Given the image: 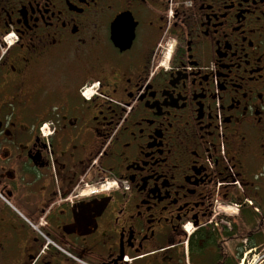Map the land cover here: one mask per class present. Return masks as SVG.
Masks as SVG:
<instances>
[{
    "label": "flooded vegetation",
    "instance_id": "af4514ba",
    "mask_svg": "<svg viewBox=\"0 0 264 264\" xmlns=\"http://www.w3.org/2000/svg\"><path fill=\"white\" fill-rule=\"evenodd\" d=\"M216 251L264 264V0H0V264Z\"/></svg>",
    "mask_w": 264,
    "mask_h": 264
},
{
    "label": "trees",
    "instance_id": "16d2710c",
    "mask_svg": "<svg viewBox=\"0 0 264 264\" xmlns=\"http://www.w3.org/2000/svg\"><path fill=\"white\" fill-rule=\"evenodd\" d=\"M206 234V233H205ZM205 238L204 232L201 233L197 238H195L197 241H195V243L191 244V257L192 259L196 256H203L204 255V250H203V246L201 242H204L203 239ZM209 241L211 243H216L220 240L221 235L220 233H211V235L208 237ZM200 242V243H199ZM203 254V255H202ZM196 255V256H195ZM219 255H218V251H216L215 254H213V262L211 264H218L220 263V259H219ZM194 263V261H193ZM196 264V262L194 263Z\"/></svg>",
    "mask_w": 264,
    "mask_h": 264
},
{
    "label": "rangeland",
    "instance_id": "374dc122",
    "mask_svg": "<svg viewBox=\"0 0 264 264\" xmlns=\"http://www.w3.org/2000/svg\"><path fill=\"white\" fill-rule=\"evenodd\" d=\"M88 99V98H86ZM228 211V210H227ZM230 213H232L230 211ZM136 264H158V256L157 257H154L152 258V261L151 260H140L138 263Z\"/></svg>",
    "mask_w": 264,
    "mask_h": 264
},
{
    "label": "built area",
    "instance_id": "2783aa9c",
    "mask_svg": "<svg viewBox=\"0 0 264 264\" xmlns=\"http://www.w3.org/2000/svg\"><path fill=\"white\" fill-rule=\"evenodd\" d=\"M131 262V259H129L128 257L125 258V264H129Z\"/></svg>",
    "mask_w": 264,
    "mask_h": 264
}]
</instances>
